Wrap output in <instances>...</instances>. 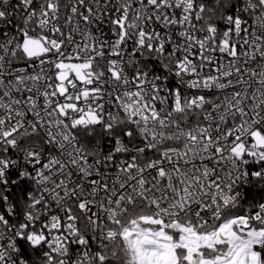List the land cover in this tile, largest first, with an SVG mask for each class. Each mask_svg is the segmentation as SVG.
<instances>
[{
    "label": "snow or ice",
    "instance_id": "snow-or-ice-1",
    "mask_svg": "<svg viewBox=\"0 0 264 264\" xmlns=\"http://www.w3.org/2000/svg\"><path fill=\"white\" fill-rule=\"evenodd\" d=\"M0 264H264V0H0Z\"/></svg>",
    "mask_w": 264,
    "mask_h": 264
}]
</instances>
